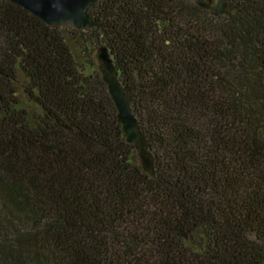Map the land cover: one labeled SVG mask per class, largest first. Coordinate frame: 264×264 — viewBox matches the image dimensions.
Instances as JSON below:
<instances>
[{
    "label": "trees",
    "instance_id": "obj_1",
    "mask_svg": "<svg viewBox=\"0 0 264 264\" xmlns=\"http://www.w3.org/2000/svg\"><path fill=\"white\" fill-rule=\"evenodd\" d=\"M97 28L0 0V264H264V0H99ZM154 156L139 165L92 54Z\"/></svg>",
    "mask_w": 264,
    "mask_h": 264
},
{
    "label": "water",
    "instance_id": "obj_2",
    "mask_svg": "<svg viewBox=\"0 0 264 264\" xmlns=\"http://www.w3.org/2000/svg\"><path fill=\"white\" fill-rule=\"evenodd\" d=\"M49 27L71 26L78 31L97 28L88 10L99 0H8ZM194 4L219 17L227 14V0H193ZM94 68L100 74L117 111V121L125 141L138 155L139 165L149 177L155 176L154 156L149 142L135 119L128 97L118 78L108 49L99 46L92 54Z\"/></svg>",
    "mask_w": 264,
    "mask_h": 264
}]
</instances>
